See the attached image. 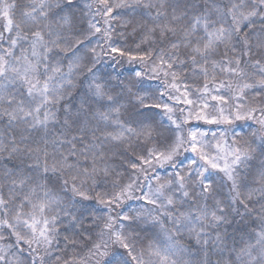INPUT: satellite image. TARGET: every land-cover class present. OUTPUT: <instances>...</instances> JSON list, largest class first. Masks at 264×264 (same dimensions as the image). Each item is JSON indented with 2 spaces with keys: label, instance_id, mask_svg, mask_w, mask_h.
<instances>
[{
  "label": "snow or ice",
  "instance_id": "1",
  "mask_svg": "<svg viewBox=\"0 0 264 264\" xmlns=\"http://www.w3.org/2000/svg\"><path fill=\"white\" fill-rule=\"evenodd\" d=\"M0 264H264V0H0Z\"/></svg>",
  "mask_w": 264,
  "mask_h": 264
},
{
  "label": "trees",
  "instance_id": "2",
  "mask_svg": "<svg viewBox=\"0 0 264 264\" xmlns=\"http://www.w3.org/2000/svg\"><path fill=\"white\" fill-rule=\"evenodd\" d=\"M195 2L196 3H201V0H195ZM193 123H198V122L193 121ZM256 163L258 164L259 161H257ZM235 227H237V226L234 225L233 227L228 228L229 233H232L234 231ZM241 236H244V238H246V235H245L244 232H238V233H236V239H237L238 242H239Z\"/></svg>",
  "mask_w": 264,
  "mask_h": 264
}]
</instances>
